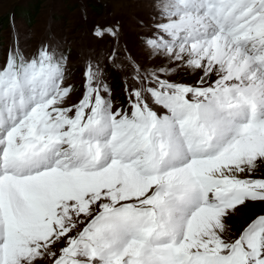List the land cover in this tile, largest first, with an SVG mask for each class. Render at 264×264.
Masks as SVG:
<instances>
[{
	"label": "snow or ice",
	"instance_id": "snow-or-ice-1",
	"mask_svg": "<svg viewBox=\"0 0 264 264\" xmlns=\"http://www.w3.org/2000/svg\"><path fill=\"white\" fill-rule=\"evenodd\" d=\"M151 19L145 62L119 26L94 29L116 44L84 59L73 103L61 45L29 54L14 37L0 64V264H264V213L234 234L227 223L264 204V0H156Z\"/></svg>",
	"mask_w": 264,
	"mask_h": 264
},
{
	"label": "rangeland",
	"instance_id": "rangeland-1",
	"mask_svg": "<svg viewBox=\"0 0 264 264\" xmlns=\"http://www.w3.org/2000/svg\"><path fill=\"white\" fill-rule=\"evenodd\" d=\"M155 3L156 0H0V20L7 13L8 23L13 25L11 31L5 27L0 32V64L5 61L17 33L29 54L34 53L42 42L59 43L68 55L70 73L77 74L73 82L81 85L79 73L84 59L92 53L110 50L116 44L110 36L103 39L94 36L97 26H119V44L127 46L141 62H145L142 38L150 31ZM160 63L159 59H153L147 61L146 66ZM198 75L191 73L181 79L180 74H176L170 79L193 83ZM108 83L116 105L125 104L121 74L109 70ZM80 91L81 86L73 93L70 103L78 100ZM256 176H264V166L258 169ZM259 213H264V204L254 203L242 208L227 222L230 234L237 233L244 223Z\"/></svg>",
	"mask_w": 264,
	"mask_h": 264
},
{
	"label": "trees",
	"instance_id": "trees-1",
	"mask_svg": "<svg viewBox=\"0 0 264 264\" xmlns=\"http://www.w3.org/2000/svg\"><path fill=\"white\" fill-rule=\"evenodd\" d=\"M8 16H7V13L1 18V22H0V32H1V30H3L5 27H7L8 29L7 30H9L10 28H11V23H8ZM6 32V31H5ZM4 32V33H5ZM1 38V37H0ZM1 41V40H0Z\"/></svg>",
	"mask_w": 264,
	"mask_h": 264
}]
</instances>
